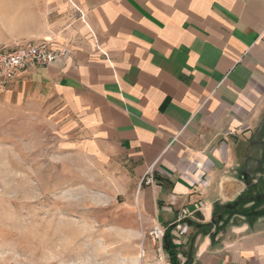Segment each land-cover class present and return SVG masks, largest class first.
Listing matches in <instances>:
<instances>
[{
    "label": "crops",
    "instance_id": "obj_1",
    "mask_svg": "<svg viewBox=\"0 0 264 264\" xmlns=\"http://www.w3.org/2000/svg\"><path fill=\"white\" fill-rule=\"evenodd\" d=\"M15 41L70 55L6 100L44 101L67 141L146 182L155 223L185 229L181 264H264V217L196 226L264 177V0H0V44Z\"/></svg>",
    "mask_w": 264,
    "mask_h": 264
},
{
    "label": "rangeland",
    "instance_id": "obj_2",
    "mask_svg": "<svg viewBox=\"0 0 264 264\" xmlns=\"http://www.w3.org/2000/svg\"><path fill=\"white\" fill-rule=\"evenodd\" d=\"M6 92L0 94V264H163V256L167 262L164 245L150 235L157 223L151 202L142 200L146 182L67 141L44 101L6 100ZM258 156L264 158V142Z\"/></svg>",
    "mask_w": 264,
    "mask_h": 264
},
{
    "label": "built area",
    "instance_id": "obj_3",
    "mask_svg": "<svg viewBox=\"0 0 264 264\" xmlns=\"http://www.w3.org/2000/svg\"><path fill=\"white\" fill-rule=\"evenodd\" d=\"M70 55L67 47L55 48L49 42L34 43L31 41H15L12 44L4 45L0 48V94L8 90L10 83L17 75L34 66H49L58 60L66 59ZM148 183L152 182V178L147 179ZM176 228L183 233L185 229L180 224ZM166 229L160 225H155L150 235L155 241L163 246V239ZM175 244H179L174 239ZM166 258L163 256L162 260ZM168 261L165 264H169Z\"/></svg>",
    "mask_w": 264,
    "mask_h": 264
},
{
    "label": "trees",
    "instance_id": "obj_4",
    "mask_svg": "<svg viewBox=\"0 0 264 264\" xmlns=\"http://www.w3.org/2000/svg\"><path fill=\"white\" fill-rule=\"evenodd\" d=\"M260 167H262L260 172L264 175V166L260 165ZM239 215L245 216L251 221L258 217H264V177L261 176L256 182H251L248 189L236 200L225 204L217 203L214 207L212 223L196 224V226L200 228L215 226V231L219 232L226 227L233 217ZM185 221L190 225H194V222L188 219ZM173 227L175 225L167 228L165 232L164 251L168 254L169 264H181L179 254L182 252H180L174 243V237L172 235ZM194 240V237L187 240V245H192ZM188 260L189 258H187L185 264L188 263Z\"/></svg>",
    "mask_w": 264,
    "mask_h": 264
},
{
    "label": "water",
    "instance_id": "obj_5",
    "mask_svg": "<svg viewBox=\"0 0 264 264\" xmlns=\"http://www.w3.org/2000/svg\"><path fill=\"white\" fill-rule=\"evenodd\" d=\"M163 245L165 246V238L163 239Z\"/></svg>",
    "mask_w": 264,
    "mask_h": 264
},
{
    "label": "bare ground",
    "instance_id": "obj_6",
    "mask_svg": "<svg viewBox=\"0 0 264 264\" xmlns=\"http://www.w3.org/2000/svg\"><path fill=\"white\" fill-rule=\"evenodd\" d=\"M163 264H165V262L162 260Z\"/></svg>",
    "mask_w": 264,
    "mask_h": 264
}]
</instances>
